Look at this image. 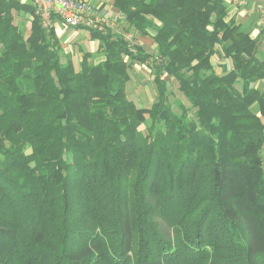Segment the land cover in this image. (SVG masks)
<instances>
[{"label":"trees","instance_id":"obj_1","mask_svg":"<svg viewBox=\"0 0 264 264\" xmlns=\"http://www.w3.org/2000/svg\"><path fill=\"white\" fill-rule=\"evenodd\" d=\"M111 1L155 53L78 26L104 59L76 70L29 0H0V264H264L258 38L224 0ZM134 62L149 107L127 97Z\"/></svg>","mask_w":264,"mask_h":264},{"label":"crops","instance_id":"obj_2","mask_svg":"<svg viewBox=\"0 0 264 264\" xmlns=\"http://www.w3.org/2000/svg\"><path fill=\"white\" fill-rule=\"evenodd\" d=\"M20 1L26 2L27 0H20ZM82 1H84L88 5L89 9H91L92 11V14L98 13L99 16L102 15L107 17L111 16L113 17L114 20L115 19L119 20L118 23L114 24L115 30H111L112 32L120 33L122 32L120 31V28L123 25L127 27V24L124 21L123 14L120 13L113 6L111 0H82ZM224 2L226 4V15L224 17V20L233 21L235 24L239 25L244 31L248 32L251 38H258L257 57L259 53L262 56H264V20L260 14V10L264 9V0H239L237 2H228L224 0ZM50 23L60 42V46L63 52L62 60H65L66 55H70L74 67L79 68V61L81 60L82 55L85 52L89 53V58H88L89 63L96 64L104 59V55L98 50L99 40L93 38L91 36L90 31L88 30L89 28H93V27H89L88 29L82 28L83 26L81 28L78 26L64 27L60 19H58L55 16L50 17ZM105 26L108 29H111L106 24ZM128 30H129L128 36L133 34L134 36L137 37L138 43H136V45L137 44L140 45L141 47L144 48L146 52L150 53L149 50L145 49V44H146L155 53L156 44L153 42L152 38L150 37L151 36L150 34H152L151 32H149V35L141 36L139 32H137L133 27H129ZM103 31H105V29H103L101 32ZM133 45H135V43ZM258 59L264 60V58H260V57ZM134 63L136 64L137 62ZM141 64H144L149 69H151L149 65L145 63H141ZM220 69L222 71V68ZM213 70L214 72H216L214 67ZM221 71L219 73H221ZM164 76H166V74H163L162 78H164Z\"/></svg>","mask_w":264,"mask_h":264},{"label":"rangeland","instance_id":"obj_3","mask_svg":"<svg viewBox=\"0 0 264 264\" xmlns=\"http://www.w3.org/2000/svg\"><path fill=\"white\" fill-rule=\"evenodd\" d=\"M79 1V0H76ZM85 3V2H84ZM86 4V3H85ZM91 16L95 17V16H99L98 13H94L93 15L91 14ZM18 18L16 17L15 20H17ZM22 20V18H20ZM19 19V20H20ZM99 22H93V24H100V22L104 23V29H108L105 24L107 26H109L111 29L110 30H115L114 28V24L118 23L119 20H114L113 17H107V16H99L98 17ZM121 25V24H120ZM81 28V27H80ZM128 26L126 27L125 25H123L120 28V33L124 34V36L127 38V41L131 44H136L138 43V39L136 36H134L133 34L129 35V30H128ZM23 29L26 31V33L28 32V23L25 21V24L23 26ZM151 32V31H150ZM145 49L149 50V52L151 54H154V51L145 44ZM264 58V56H262L260 53L258 55V58ZM211 63L215 69L216 72H220L222 68V65H226L228 68L230 67V61L228 59H225L221 56L218 55H213L211 57ZM135 64V63H134ZM132 65L129 70H128V74H129V80L126 84V93H127V97L132 100L136 106L138 107H149L150 104L154 101L155 96H156V90H155V86L153 84L152 81V71H150L151 69H149L147 66H145L144 64L141 63H136L135 65ZM76 70L79 69L78 67L75 68ZM164 79L167 81V87L168 90L170 92L169 94V101L171 103V107L173 109L174 112H176L177 114H181L183 112V109H187L188 113H192L193 109L190 107L189 102L186 100V98L178 91V84L177 82L173 79V78H168L166 76H164ZM257 86L261 89H264V84L262 82L256 83ZM148 126V120L143 123L142 125H140L139 129L142 132H146V127ZM261 153H262V159H263V168H264V146L261 149Z\"/></svg>","mask_w":264,"mask_h":264},{"label":"built area","instance_id":"obj_4","mask_svg":"<svg viewBox=\"0 0 264 264\" xmlns=\"http://www.w3.org/2000/svg\"><path fill=\"white\" fill-rule=\"evenodd\" d=\"M28 1V0H27ZM39 14L44 27L51 26L50 17L55 16L60 19L64 27H93L98 31L104 29V23L99 22L98 16H91L92 11L84 1L79 0H29ZM228 2H237L239 0H226ZM264 20V9L260 10ZM93 15V14H92ZM103 25V26H102Z\"/></svg>","mask_w":264,"mask_h":264}]
</instances>
